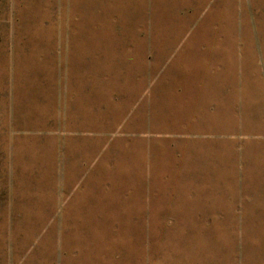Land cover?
<instances>
[{"label":"rangeland","instance_id":"obj_1","mask_svg":"<svg viewBox=\"0 0 264 264\" xmlns=\"http://www.w3.org/2000/svg\"><path fill=\"white\" fill-rule=\"evenodd\" d=\"M32 80L122 85L92 206L1 203ZM177 166L264 172V0H0V264H264V227L188 220Z\"/></svg>","mask_w":264,"mask_h":264},{"label":"crops","instance_id":"obj_2","mask_svg":"<svg viewBox=\"0 0 264 264\" xmlns=\"http://www.w3.org/2000/svg\"><path fill=\"white\" fill-rule=\"evenodd\" d=\"M31 86L33 94L27 95L24 106L33 119L16 135L21 141L16 138L14 164L6 173L1 203L17 213H67L50 208L92 206L99 200L102 184L95 170L100 169L105 122L106 118L119 121L122 85L32 80ZM141 91L149 97L145 115L151 117L154 87L142 86ZM217 93L228 96L227 91ZM230 93V102L225 101L232 105ZM84 152L89 154L87 160ZM175 172L189 174L187 199L193 216L189 221L264 227V172L211 166H177ZM111 181L106 183L115 185Z\"/></svg>","mask_w":264,"mask_h":264}]
</instances>
